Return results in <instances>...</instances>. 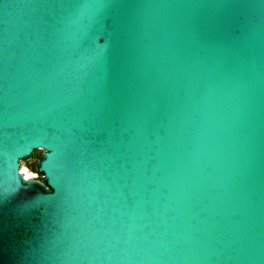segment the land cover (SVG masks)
<instances>
[{
	"label": "water",
	"instance_id": "obj_1",
	"mask_svg": "<svg viewBox=\"0 0 264 264\" xmlns=\"http://www.w3.org/2000/svg\"><path fill=\"white\" fill-rule=\"evenodd\" d=\"M0 264H264V0H0Z\"/></svg>",
	"mask_w": 264,
	"mask_h": 264
},
{
	"label": "rangeland",
	"instance_id": "obj_2",
	"mask_svg": "<svg viewBox=\"0 0 264 264\" xmlns=\"http://www.w3.org/2000/svg\"><path fill=\"white\" fill-rule=\"evenodd\" d=\"M41 155V151H36L33 155L32 158L27 160V161H23L21 164V171L24 172L25 174H36V170L34 168V164L35 162L40 158ZM40 178V177H39Z\"/></svg>",
	"mask_w": 264,
	"mask_h": 264
},
{
	"label": "built area",
	"instance_id": "obj_3",
	"mask_svg": "<svg viewBox=\"0 0 264 264\" xmlns=\"http://www.w3.org/2000/svg\"><path fill=\"white\" fill-rule=\"evenodd\" d=\"M22 173L24 174V176H26V174L24 172H22ZM39 177H40V175L36 172L35 175L30 174L27 178H30V179H40Z\"/></svg>",
	"mask_w": 264,
	"mask_h": 264
},
{
	"label": "bare ground",
	"instance_id": "obj_4",
	"mask_svg": "<svg viewBox=\"0 0 264 264\" xmlns=\"http://www.w3.org/2000/svg\"><path fill=\"white\" fill-rule=\"evenodd\" d=\"M26 176L28 177V176H29V174H26Z\"/></svg>",
	"mask_w": 264,
	"mask_h": 264
}]
</instances>
